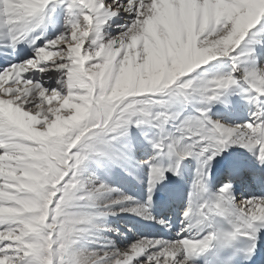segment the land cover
Here are the masks:
<instances>
[{"label":"snow or ice","instance_id":"6c2138e0","mask_svg":"<svg viewBox=\"0 0 264 264\" xmlns=\"http://www.w3.org/2000/svg\"><path fill=\"white\" fill-rule=\"evenodd\" d=\"M0 264H264V0H0Z\"/></svg>","mask_w":264,"mask_h":264},{"label":"bare ground","instance_id":"6f19581e","mask_svg":"<svg viewBox=\"0 0 264 264\" xmlns=\"http://www.w3.org/2000/svg\"><path fill=\"white\" fill-rule=\"evenodd\" d=\"M246 118V116H245ZM242 151V150H241ZM145 157V156H144ZM143 157V158H144ZM147 169H140V170H133V176H129L123 172H121L119 169L115 170L113 172V174L110 177H102L103 179L106 180V182H108L110 185L112 186H117V188H119L121 191L125 192L126 194L132 195L135 198L143 201L144 199H146V188H147ZM135 177V178H133ZM238 198V192H236ZM164 198H167L168 201V192L167 190H161L157 193L156 195V199L157 200H164ZM157 200H154L155 206L158 205ZM115 222V223H113ZM108 226L114 225V227L117 226V230L120 233L125 234V231H127V233L125 234L128 240H131L134 238V234H147L149 232L144 231L141 226H145L146 224L151 226L153 229L157 228L156 226H153L151 224H149L146 221L141 220L139 217L137 216H129V215H118L115 217H109L108 220L106 221ZM113 223V224H110ZM121 224L122 225H117V224ZM128 226L127 230L122 229V227L124 226ZM119 228V229H118ZM129 228L132 229L131 232H129ZM133 229H137L136 231ZM137 232V233H136ZM102 235L104 236H109L112 237L114 239H117L121 244L126 243V241H121L119 237H115L114 234L112 233H103ZM129 235V236H127Z\"/></svg>","mask_w":264,"mask_h":264},{"label":"rangeland","instance_id":"374dc122","mask_svg":"<svg viewBox=\"0 0 264 264\" xmlns=\"http://www.w3.org/2000/svg\"><path fill=\"white\" fill-rule=\"evenodd\" d=\"M113 187H117V186H113ZM112 227H114V225H111ZM119 226V225H118ZM116 228V230H117V226L115 227ZM119 229V228H118ZM133 230H137V229H133ZM118 231V230H117ZM127 232V231H126ZM137 233V232H136ZM113 234V233H112Z\"/></svg>","mask_w":264,"mask_h":264}]
</instances>
